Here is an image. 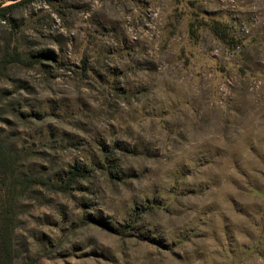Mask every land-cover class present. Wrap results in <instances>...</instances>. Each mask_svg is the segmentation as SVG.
Segmentation results:
<instances>
[{
	"label": "rangeland",
	"instance_id": "rangeland-1",
	"mask_svg": "<svg viewBox=\"0 0 264 264\" xmlns=\"http://www.w3.org/2000/svg\"><path fill=\"white\" fill-rule=\"evenodd\" d=\"M1 6L11 264H264V0Z\"/></svg>",
	"mask_w": 264,
	"mask_h": 264
},
{
	"label": "trees",
	"instance_id": "trees-1",
	"mask_svg": "<svg viewBox=\"0 0 264 264\" xmlns=\"http://www.w3.org/2000/svg\"><path fill=\"white\" fill-rule=\"evenodd\" d=\"M3 1L4 0H0V17H4L3 14L5 13V10L8 8L5 6H1ZM11 1H16V0H11ZM24 1H26V0H24ZM13 54L16 56V58H18V59L20 58V53L17 52V50L14 51ZM35 61H37V59H35ZM76 171L77 170H75V172H73L72 174H76L77 173ZM9 251H10L9 243H8V241H6L5 235H4V233H2V229H1L0 230V262L2 260L1 259V256H2V258H3L2 264H11L10 258H8Z\"/></svg>",
	"mask_w": 264,
	"mask_h": 264
}]
</instances>
